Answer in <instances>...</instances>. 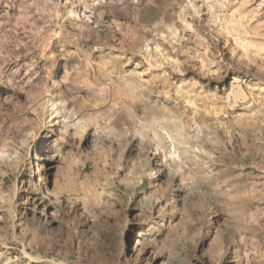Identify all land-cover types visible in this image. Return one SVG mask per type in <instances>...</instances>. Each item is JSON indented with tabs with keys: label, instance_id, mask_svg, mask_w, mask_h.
<instances>
[{
	"label": "rangeland",
	"instance_id": "374dc122",
	"mask_svg": "<svg viewBox=\"0 0 264 264\" xmlns=\"http://www.w3.org/2000/svg\"><path fill=\"white\" fill-rule=\"evenodd\" d=\"M0 264H264V0H0Z\"/></svg>",
	"mask_w": 264,
	"mask_h": 264
}]
</instances>
